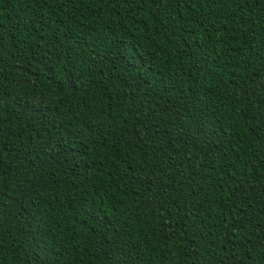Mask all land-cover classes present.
Returning <instances> with one entry per match:
<instances>
[{"label":"trees","instance_id":"1","mask_svg":"<svg viewBox=\"0 0 264 264\" xmlns=\"http://www.w3.org/2000/svg\"><path fill=\"white\" fill-rule=\"evenodd\" d=\"M264 264V0H0V264Z\"/></svg>","mask_w":264,"mask_h":264},{"label":"snow or ice","instance_id":"2","mask_svg":"<svg viewBox=\"0 0 264 264\" xmlns=\"http://www.w3.org/2000/svg\"><path fill=\"white\" fill-rule=\"evenodd\" d=\"M234 259V257L229 256L222 264H231V261ZM236 264H243V260L237 261Z\"/></svg>","mask_w":264,"mask_h":264}]
</instances>
